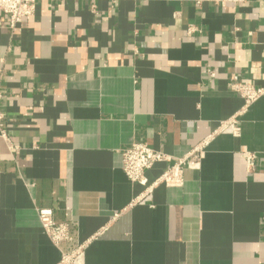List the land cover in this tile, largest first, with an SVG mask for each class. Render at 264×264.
Listing matches in <instances>:
<instances>
[{
  "label": "crops",
  "instance_id": "crops-1",
  "mask_svg": "<svg viewBox=\"0 0 264 264\" xmlns=\"http://www.w3.org/2000/svg\"><path fill=\"white\" fill-rule=\"evenodd\" d=\"M193 26L194 32L187 34ZM213 74V77L210 76ZM264 0H39L0 12V264H59L37 209L69 227L83 264H264ZM235 117L239 135L220 134ZM207 139L180 187L130 183L120 152L173 160ZM253 156L249 171L243 154Z\"/></svg>",
  "mask_w": 264,
  "mask_h": 264
},
{
  "label": "built area",
  "instance_id": "built-area-1",
  "mask_svg": "<svg viewBox=\"0 0 264 264\" xmlns=\"http://www.w3.org/2000/svg\"><path fill=\"white\" fill-rule=\"evenodd\" d=\"M39 0H0V12L7 17V28L15 30L25 19L34 15L37 2ZM246 0H192L194 7L200 8L204 5H213L215 7L232 4L242 5ZM193 26L187 28L186 33L189 35L194 32ZM213 77V74L210 73ZM228 90L237 94L244 103V109L264 97V87H257L246 81L241 80L237 75L230 78L227 84ZM1 98V97H0ZM6 117L0 110V140L6 143L8 150H16L8 142L6 133ZM220 134H227L237 137L239 128L235 117L221 122L218 128ZM207 139L199 146L192 149L185 157L177 160L157 151L145 143H135L129 148L120 152L121 170L127 180L132 184H138L143 187L147 186L145 172L158 163L167 164L163 173L149 186L146 190H151L157 185L165 187H180L183 181V171L186 167L196 168L198 154L206 145ZM247 169L250 171L254 166L253 156L249 153L243 154ZM39 225L50 243L60 252L61 258L59 264H83L84 245L77 247L74 251L65 253L61 247L69 241V227L65 223H55L51 209H37Z\"/></svg>",
  "mask_w": 264,
  "mask_h": 264
}]
</instances>
